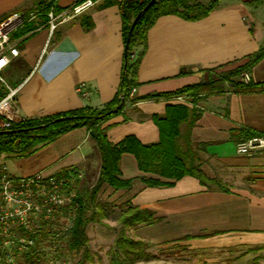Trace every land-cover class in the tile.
Segmentation results:
<instances>
[{"label": "crops", "instance_id": "obj_1", "mask_svg": "<svg viewBox=\"0 0 264 264\" xmlns=\"http://www.w3.org/2000/svg\"><path fill=\"white\" fill-rule=\"evenodd\" d=\"M75 1L58 0L57 11ZM94 1L87 11L58 23L51 33L45 21L16 38L19 54L7 67L17 87L19 115L42 117L83 106L100 107L116 94L124 51L121 0ZM38 2L42 0H0V19ZM88 20L91 26L85 28L83 22ZM262 46L264 0L257 5L220 0L198 20L159 16L147 30L136 71V99H127L119 112L103 122L107 139L117 143L131 134L144 144L157 142L159 132L152 117H162L168 104L179 103L167 93L206 79L205 69L241 65ZM141 48L136 46L135 53ZM181 68L191 72L180 74ZM244 72L249 80L264 82V57ZM151 94L156 96H147ZM196 107L199 117L190 131L188 157L226 190L190 175L172 180L143 172L134 155L125 152L120 156V176L133 179L132 185L113 192L122 195L123 201L151 210L156 218L137 225L135 239L155 246L180 243L190 250L242 249V256L264 254V155L235 151L246 129L264 133V90L232 92L225 84L223 92L202 94ZM179 128L183 132L185 122ZM178 142L186 151L183 139ZM20 160H5L11 174L79 171L81 176L74 181L89 187L100 168L99 151L84 126ZM142 177L165 183L147 185Z\"/></svg>", "mask_w": 264, "mask_h": 264}, {"label": "trees", "instance_id": "obj_2", "mask_svg": "<svg viewBox=\"0 0 264 264\" xmlns=\"http://www.w3.org/2000/svg\"><path fill=\"white\" fill-rule=\"evenodd\" d=\"M149 1L121 0L119 3L123 44L125 46L127 38L128 44L123 51V64L118 90L111 100L100 107L83 106L42 117H24L12 123L10 127L0 130V159L2 156H12L14 158L28 156L39 147L52 142L61 134L80 126H84L93 139L100 154L99 174L92 186L75 193L72 201L74 217L69 237L66 240L67 253L77 254L78 259L74 264H85L91 260L87 247L86 227L88 223L101 220L105 216L104 208L96 200L100 187L105 184L113 190H121L129 189L132 185L133 179L120 176L119 161L122 153L133 154L139 170L143 172L172 180L190 175L197 178L202 184H214L226 190V187L218 180L207 177L200 169L199 164H195L188 157V152L191 151L190 131L199 117L196 103L202 94L223 92L225 90L224 84H227L232 92L264 90V82L243 81L240 78L242 72L250 69L255 62L264 57V46H262L249 55L246 62L228 69L217 78L207 76L204 80L167 93V95L182 93L187 95L191 106L188 107L182 103L168 104L162 117H152L159 132L157 142L144 144L131 134L126 135L117 143L110 142L106 137L107 127L103 125V122L109 116L119 112L127 99L132 101L136 99L133 96L129 97L128 93L132 87L138 84L136 71L143 54L147 30L150 26L159 16L167 14H174L186 20H198L208 15L218 5V0H209L206 3L200 0H153L148 8L141 13L129 33L132 19ZM243 1L250 5H257L262 0ZM33 8H36L39 12V19L36 24L45 22L47 5L38 2ZM36 24L33 22L26 23L13 34V37L17 38L24 32L32 30ZM83 25L85 28H89L91 21H84ZM138 45H141L142 48L138 53H134V48ZM132 53H134L133 58L130 57ZM208 70L210 69H205V72ZM187 72H191V70L181 68L179 71L180 74ZM4 94L5 89L0 87V98ZM121 95H124L123 103L117 110H114L121 101ZM147 96L152 97L156 94ZM182 122H185L183 132L179 128ZM254 133L256 132L246 129L243 137ZM179 138H182L186 144V151L181 149L178 142ZM141 181L147 185L165 183L157 178L146 177H142ZM154 220L156 218L151 210L140 208L128 200L124 201V207L117 217V222L123 228L149 224ZM144 247L143 240L130 238L121 232L108 251L109 264H126L142 259L145 256Z\"/></svg>", "mask_w": 264, "mask_h": 264}, {"label": "built area", "instance_id": "obj_3", "mask_svg": "<svg viewBox=\"0 0 264 264\" xmlns=\"http://www.w3.org/2000/svg\"><path fill=\"white\" fill-rule=\"evenodd\" d=\"M58 0H42L47 5L45 12L48 31L51 33L58 23L82 14L93 6L94 0H77L67 8L57 11ZM39 12L14 10L0 19V87L5 94L0 98V130L24 117L14 105L17 87L11 86L2 72L19 54L17 40L13 34L26 23H37ZM39 28V25L33 29ZM134 57V53L130 55ZM241 80L248 81L247 72ZM83 84L76 86L81 91ZM135 87L129 90L132 97ZM176 102L189 105L185 94H174ZM238 154L264 155V133L242 137L235 143ZM81 176L79 171L49 173L37 171L28 175H13L5 164H0V264H60V250L66 254V240L74 217L72 207L75 192L72 182Z\"/></svg>", "mask_w": 264, "mask_h": 264}, {"label": "rangeland", "instance_id": "obj_4", "mask_svg": "<svg viewBox=\"0 0 264 264\" xmlns=\"http://www.w3.org/2000/svg\"><path fill=\"white\" fill-rule=\"evenodd\" d=\"M200 1L206 3L209 0ZM219 2L220 0H218V3ZM8 69L7 67L2 72V75L11 86H14V83H11ZM228 69L227 67L211 68L205 73L206 76L217 78ZM14 105H17L15 97ZM25 157L27 156L20 157V161L24 162ZM7 158L14 157L2 156L0 164H5L4 162ZM70 186L75 193L89 188L85 183L80 184L75 181H73ZM113 191L115 190L111 191V188L103 184L96 195L97 202L104 208L105 216L101 220L87 224V247L90 252L91 260L85 264H109L108 251L113 246L115 238L123 232L124 235L135 239L134 236L138 233L134 231L135 227L123 228L117 222V217L124 207V201L122 195L114 193ZM141 240L145 243L144 258L126 264H264V254L261 252L258 256L255 255L254 252L242 256L239 254L242 249L190 250L184 247V244L180 243L155 246L145 242L143 238ZM60 252L62 256L60 264H74L78 259L76 253L69 254L66 252L65 254L63 249H61Z\"/></svg>", "mask_w": 264, "mask_h": 264}, {"label": "water", "instance_id": "obj_5", "mask_svg": "<svg viewBox=\"0 0 264 264\" xmlns=\"http://www.w3.org/2000/svg\"><path fill=\"white\" fill-rule=\"evenodd\" d=\"M152 1H153V0H150V1H149V2L143 7V9H142L141 11H139V12L135 15V17L132 19L131 24H130V27H129V33H130L131 30L133 29L134 24H135V22L138 20V18H139V16L141 15V13H142L143 11H145V10L148 8V6L152 3ZM127 44H128V38L126 39V44H125L124 48L127 46ZM123 96H124V95H121V96H120L121 101H120V103L114 108V110H117V109L121 106V104L123 103Z\"/></svg>", "mask_w": 264, "mask_h": 264}]
</instances>
